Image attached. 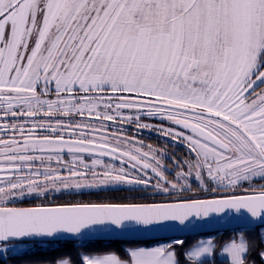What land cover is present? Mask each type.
Listing matches in <instances>:
<instances>
[{
	"label": "snow or ice",
	"instance_id": "6c2138e0",
	"mask_svg": "<svg viewBox=\"0 0 264 264\" xmlns=\"http://www.w3.org/2000/svg\"><path fill=\"white\" fill-rule=\"evenodd\" d=\"M0 264H264V0H0Z\"/></svg>",
	"mask_w": 264,
	"mask_h": 264
},
{
	"label": "flooded vegetation",
	"instance_id": "af4514ba",
	"mask_svg": "<svg viewBox=\"0 0 264 264\" xmlns=\"http://www.w3.org/2000/svg\"><path fill=\"white\" fill-rule=\"evenodd\" d=\"M145 141L147 143H157V141L154 138H150V134H145ZM117 195H123V194H117Z\"/></svg>",
	"mask_w": 264,
	"mask_h": 264
}]
</instances>
